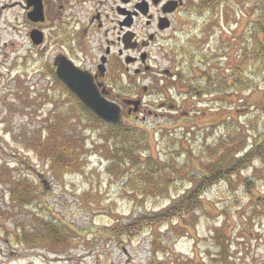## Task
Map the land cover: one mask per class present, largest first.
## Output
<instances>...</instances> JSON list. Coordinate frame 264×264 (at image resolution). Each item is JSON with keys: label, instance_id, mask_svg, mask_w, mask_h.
<instances>
[{"label": "rangeland", "instance_id": "rangeland-1", "mask_svg": "<svg viewBox=\"0 0 264 264\" xmlns=\"http://www.w3.org/2000/svg\"><path fill=\"white\" fill-rule=\"evenodd\" d=\"M22 2L0 0V264L264 262V165L259 160L242 170L239 176L208 188L199 209L188 215L190 220H172L153 225L130 239L122 235V241L112 236L113 226L130 222L140 214L162 211L169 204L168 196H175L178 190L186 186V182L178 180L169 185L170 194L163 190L161 199L135 198L133 192H128L122 172L115 171L114 175L108 173L107 157L112 140L102 127L89 128L85 119L81 122L76 119L65 127L82 140L81 169L62 176L53 170L56 177L53 176L50 160L47 159L50 146L45 154H41L29 144H33L34 131L43 129L52 112L75 110L76 106L69 93L62 91L63 87L59 84L49 86L47 77L41 74V65L45 64L44 69H47L53 48L48 47L43 56L32 50L27 40L28 27ZM223 10L229 15L226 20H232V32L237 36L246 24L245 11H237L240 20L235 28L231 9ZM183 22L184 33L178 32L180 35L176 36V43L161 48L157 45L155 55L157 59L160 58L159 67H166L172 72L177 68L185 72V79L190 78L193 82L199 79L196 76L200 71L194 67L193 73H189L190 64L194 61L195 64H202L204 56L194 55L191 61L179 51L173 57L166 55L190 37L200 35L201 17L197 21L192 19L193 24ZM223 27L226 29L228 26ZM227 36H231L230 32L221 34L212 29L197 44L198 55L203 51L212 58L216 52L219 53L220 40H226ZM190 74L195 78L187 77ZM254 86L246 95L230 96V101L234 102L229 107L231 109L220 107V104H225L216 99L210 101V98L207 103L193 107V101L197 99L181 100L177 95L181 114L153 109L157 116L152 113L145 114L143 119H123L122 124L125 129L132 127L145 131L148 149H140L144 156L151 154L162 164L171 154L179 156L175 158L176 165L187 161L190 167L200 168L201 161L196 156L204 144L235 131L237 127L244 129L242 135L246 137V143L243 145L249 146L252 141L255 143L264 139V81L260 78ZM178 87L180 91L185 90V87ZM241 98L243 100L239 102ZM193 110H200L199 115ZM229 115L230 119H227ZM182 127L184 131H189L186 138ZM64 132L61 131L60 135H66ZM189 151L193 152L191 157ZM244 177L251 179V182H244ZM13 178L24 180L23 187L28 182L35 185L37 202L42 204L43 212L38 210L41 206L35 208L39 216L62 223L67 231L60 237L64 238L63 241L55 239V243L36 245L29 241L16 242L19 234L26 239L32 233L41 232L42 224L30 207H13L10 199ZM184 222H192L193 226Z\"/></svg>", "mask_w": 264, "mask_h": 264}, {"label": "trees", "instance_id": "trees-1", "mask_svg": "<svg viewBox=\"0 0 264 264\" xmlns=\"http://www.w3.org/2000/svg\"><path fill=\"white\" fill-rule=\"evenodd\" d=\"M193 3L191 6L193 14L185 22L193 24L192 19L197 21L201 17L203 23L201 31H199L200 35L198 33L196 36L190 37L185 42L186 44L180 45L179 48L176 47V44L175 47L180 54L187 55L191 61L194 60V55L204 56V62L199 63L200 65L195 64V61L190 64L189 73H193L194 67L199 68L200 71L196 76L199 79L193 82L187 78H195L192 74L186 75L187 79H185V72L179 70L177 85L185 87V92L181 95L184 99L190 98L191 101L195 99L199 101L202 98L204 103H207L209 98L210 101L216 99L225 104L222 106L219 103L220 107L229 108L231 104H234L230 101V96L250 93L257 85L254 86L255 81L260 78L264 81V0H193ZM237 7L239 10L236 9ZM226 8H230L234 15L235 28L238 27L240 20L237 11H241V13L245 11L246 24L237 36L232 32L234 31L231 27L232 20H226L229 16L226 10H223ZM225 22L226 24L223 25ZM226 25L228 29L223 27ZM212 29L221 34L228 31L231 36H227L224 41L220 40L217 50L219 53L216 52L212 58L202 53L203 51H200L198 55L197 44ZM58 84L64 88L62 91L69 93L76 109L52 112L43 129L34 131L33 144L31 145V142L29 144L41 154H45L46 149L50 146L47 159L50 160L52 170H49L53 176L56 177L53 170L58 171L62 176L81 169L82 140L72 135L73 131L65 130V127L71 121L74 122L78 119L80 120L78 122H81L85 119L88 121L86 123L89 128L102 127L112 140L108 151L109 157H107L108 173L114 175L115 171L116 173L122 172L121 176L126 180L128 192L130 194L133 192L135 198L155 197L161 199L164 191H167L168 195L170 194L169 185L177 183L178 180L186 182V186L178 190L175 196H168L169 204L163 207L162 211L140 214L130 222L113 226L111 233L117 240L122 241V235H126L123 237L130 239L143 229L154 227L153 225H160L172 220L182 222L190 220L188 215L199 209L203 195L208 188L220 182L226 183L233 176H239L241 171L253 165L255 160H259L264 165V139L255 143L252 141L249 146L243 145L244 142L246 143V137L242 135L243 127H237L235 131L228 132L226 135L222 134L211 143H205L203 149L196 156L201 161L200 168L193 165L190 167L187 161L176 165L175 158L179 156L171 154L163 160L162 164H159L151 154L144 156L143 151L140 150L148 149L145 143L147 137L145 131L132 127L125 129L123 124L111 125L101 121L78 101L60 81ZM242 100V98L239 99V102ZM198 101H193V104H198ZM229 117L230 115L227 119H230ZM159 130L162 131V129ZM61 131H65L66 135H60ZM181 131L186 138L189 131H184L183 127ZM189 154L191 157L193 152L189 151ZM40 179L42 180V178ZM243 181L250 183L251 179L244 177ZM22 184L24 185V180L22 182L13 178V187L10 190L13 207H30V210L38 216L36 218L41 221L42 230L32 233L26 239L22 238L25 237L24 235L21 237L19 234L16 242L29 241L30 244L36 245L45 242L55 243V239L58 242L63 241L64 238L60 237L67 233L66 228L61 222L60 224L53 219L39 216L38 210L43 212V206L37 202L35 185L28 182L23 187ZM37 205L41 206L38 210L35 208ZM185 224L193 226L192 222Z\"/></svg>", "mask_w": 264, "mask_h": 264}, {"label": "flooded vegetation", "instance_id": "flooded-vegetation-1", "mask_svg": "<svg viewBox=\"0 0 264 264\" xmlns=\"http://www.w3.org/2000/svg\"><path fill=\"white\" fill-rule=\"evenodd\" d=\"M193 4V0H41L42 18L33 21L30 0L21 3L32 50L43 56L53 48L47 69L42 64L40 70L49 86L60 81L56 71L60 59L66 58L93 80L102 97L119 105L122 122L143 119L145 114L157 116L153 109L181 114L176 96L184 100L185 91L177 85L179 71L159 67L155 52L157 45L173 46L176 36L184 33L183 21L193 14ZM33 29L42 36L39 45L30 38ZM176 51L166 55L173 57ZM202 103L200 98L192 106Z\"/></svg>", "mask_w": 264, "mask_h": 264}, {"label": "water", "instance_id": "water-1", "mask_svg": "<svg viewBox=\"0 0 264 264\" xmlns=\"http://www.w3.org/2000/svg\"><path fill=\"white\" fill-rule=\"evenodd\" d=\"M30 3L33 5V10L29 13L30 19L40 20L42 18L41 0H30ZM30 38L34 45H39L42 41L40 32L34 29L31 31ZM56 73L60 81L99 119L113 125L121 123L119 105L102 97L93 80L74 68L70 61L66 58L60 59Z\"/></svg>", "mask_w": 264, "mask_h": 264}]
</instances>
